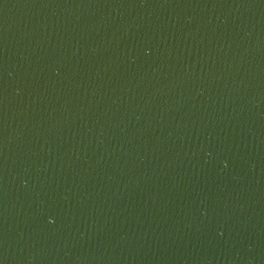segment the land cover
Instances as JSON below:
<instances>
[{
	"label": "water",
	"instance_id": "obj_1",
	"mask_svg": "<svg viewBox=\"0 0 264 264\" xmlns=\"http://www.w3.org/2000/svg\"><path fill=\"white\" fill-rule=\"evenodd\" d=\"M0 264H264V0H0Z\"/></svg>",
	"mask_w": 264,
	"mask_h": 264
}]
</instances>
